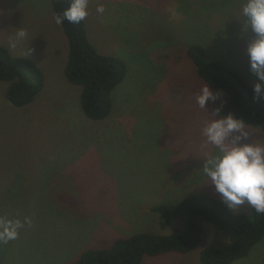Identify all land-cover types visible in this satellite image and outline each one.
<instances>
[{
    "label": "rangeland",
    "instance_id": "obj_1",
    "mask_svg": "<svg viewBox=\"0 0 264 264\" xmlns=\"http://www.w3.org/2000/svg\"><path fill=\"white\" fill-rule=\"evenodd\" d=\"M98 3L103 14L96 11ZM239 5L240 0H89L84 22L90 43L125 65L110 94L109 115L92 120L81 109L80 86L64 75L68 43L64 34L58 38L63 30L51 0H0V45L36 64L44 78L34 99L22 106L5 97L7 84L0 81V215L32 219L16 240L0 245V264H72L85 247L108 246L140 231L182 228L177 218L161 229L153 205L203 193L221 198L201 175L202 158L212 146L201 135L208 114L194 96L206 83L186 49L201 44L208 60L253 86L257 77L245 47L254 33L242 29ZM20 27L31 40L12 49L8 40ZM210 89L219 96L206 103L209 113L225 97ZM247 130L251 142L264 143L258 126L248 124ZM204 226L196 249L145 256L141 264H200L201 248L225 243L212 224ZM229 264H264V238Z\"/></svg>",
    "mask_w": 264,
    "mask_h": 264
},
{
    "label": "trees",
    "instance_id": "obj_2",
    "mask_svg": "<svg viewBox=\"0 0 264 264\" xmlns=\"http://www.w3.org/2000/svg\"><path fill=\"white\" fill-rule=\"evenodd\" d=\"M68 5L69 0H51L55 15L62 14ZM61 28L68 43L64 75L70 83L80 86L79 101L84 115L103 120L111 111L110 94L124 77L125 65L93 47L84 20L77 24L64 20ZM186 55L201 80L210 88L224 92L225 97L217 105L221 113H231L246 124L258 126L264 133V98L254 97L253 86L233 69L208 60L201 44L189 45ZM0 81L7 84L5 97L14 105L22 106L34 99L44 78L36 64L13 56L0 45ZM150 210L157 214L161 229L177 218L182 219V228L168 234L140 231L118 237L108 246L85 247L72 264H141L145 256L187 253L199 246L205 223L212 224L225 237V243L201 248L200 264H229L246 256L264 238V214L251 208L232 212L213 193L188 196L172 204H156Z\"/></svg>",
    "mask_w": 264,
    "mask_h": 264
},
{
    "label": "clouds",
    "instance_id": "obj_3",
    "mask_svg": "<svg viewBox=\"0 0 264 264\" xmlns=\"http://www.w3.org/2000/svg\"><path fill=\"white\" fill-rule=\"evenodd\" d=\"M89 0H69L62 14L54 16L57 25L64 20L80 23L88 15ZM96 11L103 14L104 5L98 3ZM239 19L242 29L249 28L254 35L246 44L245 52L249 58L250 71L257 77L253 84L254 97L264 98V0H240ZM9 38L8 45L15 49L28 45L31 40L23 27ZM25 48V47H24ZM23 48V49H24ZM219 94L204 84L195 94L196 105L203 109L209 119L201 128L205 146L212 151L202 158L201 175L208 178L220 194L222 202L232 212H239L248 205L258 214H264V143H254L248 138V124L231 113L222 114L219 107L210 113L206 110L208 101H215ZM32 219L0 215V245L16 240L25 225L31 226Z\"/></svg>",
    "mask_w": 264,
    "mask_h": 264
},
{
    "label": "crops",
    "instance_id": "obj_4",
    "mask_svg": "<svg viewBox=\"0 0 264 264\" xmlns=\"http://www.w3.org/2000/svg\"><path fill=\"white\" fill-rule=\"evenodd\" d=\"M54 13V12H53ZM49 14L50 13H48V16H49ZM47 16V17H48ZM53 17V16H52ZM61 26V25H60ZM54 28H55V33H56V35H57V28H56V24H54ZM63 32L62 33H60V35L58 34V38L61 40L62 38H63ZM53 42H55V40H53Z\"/></svg>",
    "mask_w": 264,
    "mask_h": 264
}]
</instances>
